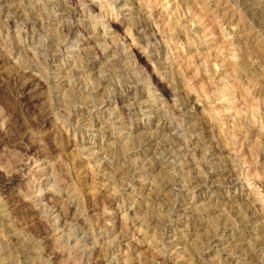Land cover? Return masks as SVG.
<instances>
[{
  "label": "rangeland",
  "instance_id": "obj_1",
  "mask_svg": "<svg viewBox=\"0 0 264 264\" xmlns=\"http://www.w3.org/2000/svg\"><path fill=\"white\" fill-rule=\"evenodd\" d=\"M0 264H264V0H0Z\"/></svg>",
  "mask_w": 264,
  "mask_h": 264
}]
</instances>
